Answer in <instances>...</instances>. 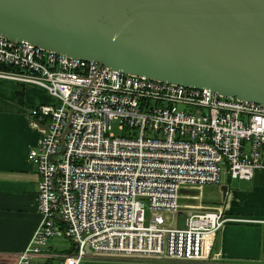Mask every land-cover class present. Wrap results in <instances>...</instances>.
<instances>
[{"label":"built area","instance_id":"obj_1","mask_svg":"<svg viewBox=\"0 0 264 264\" xmlns=\"http://www.w3.org/2000/svg\"><path fill=\"white\" fill-rule=\"evenodd\" d=\"M0 79L50 97L29 108L45 126L27 153L41 219L14 264H34L48 238L61 234L75 248L46 254L58 264H83L89 253L202 258L207 237L231 218L219 207L181 201L222 176L249 180L264 169V104L2 35Z\"/></svg>","mask_w":264,"mask_h":264},{"label":"water","instance_id":"obj_2","mask_svg":"<svg viewBox=\"0 0 264 264\" xmlns=\"http://www.w3.org/2000/svg\"><path fill=\"white\" fill-rule=\"evenodd\" d=\"M0 35L264 104V0H0Z\"/></svg>","mask_w":264,"mask_h":264},{"label":"crops","instance_id":"obj_3","mask_svg":"<svg viewBox=\"0 0 264 264\" xmlns=\"http://www.w3.org/2000/svg\"><path fill=\"white\" fill-rule=\"evenodd\" d=\"M13 85V81L0 79V264L17 261L41 219L38 175L27 153L40 141L45 126L29 115V108L50 100L45 90L31 84L17 98ZM221 184L227 185L225 194ZM217 185V193L205 194L206 184L191 192L192 200L200 204L193 205L196 209L219 207L231 218L207 237L202 258L89 253L87 264H264V169L249 180L224 176ZM52 251L59 253L43 248L34 264H58L59 257L53 256V263L46 256Z\"/></svg>","mask_w":264,"mask_h":264},{"label":"rangeland","instance_id":"obj_4","mask_svg":"<svg viewBox=\"0 0 264 264\" xmlns=\"http://www.w3.org/2000/svg\"><path fill=\"white\" fill-rule=\"evenodd\" d=\"M13 89L15 90V92L17 93V98H19L18 96H22L24 95L25 89L28 86L27 84H23L21 82H13ZM22 98V97H21ZM116 130V128H115ZM224 177V176H222ZM217 183H212V184H206L205 186V194H209L211 192L217 193ZM192 199H187V200H183L185 202L191 201ZM144 204H145V223H147L148 219H149V215H150V210L148 208V200H143ZM188 203H192L193 205L196 206H200V204L198 203L197 200H192L191 202ZM198 203V204H197ZM183 217H184V212L179 213V224H182L183 222ZM45 249H49V248H53V250H56L57 252H59L60 254H65V253H70L71 251L74 250L75 248V242L73 240L72 236L66 235V234H61L59 235H54L48 238L47 240V244L44 246ZM89 258L85 257L83 259V264H87L89 263ZM53 263H55L56 258L52 259ZM51 264V263H48Z\"/></svg>","mask_w":264,"mask_h":264},{"label":"bare ground","instance_id":"obj_5","mask_svg":"<svg viewBox=\"0 0 264 264\" xmlns=\"http://www.w3.org/2000/svg\"><path fill=\"white\" fill-rule=\"evenodd\" d=\"M194 189V188H193ZM197 192H199V191H197ZM184 201H181V204L183 203Z\"/></svg>","mask_w":264,"mask_h":264}]
</instances>
